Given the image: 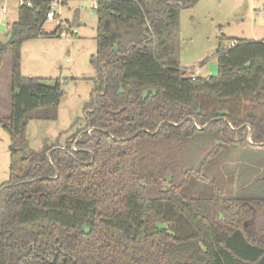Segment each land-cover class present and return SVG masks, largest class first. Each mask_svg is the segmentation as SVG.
<instances>
[{
    "label": "trees",
    "instance_id": "trees-1",
    "mask_svg": "<svg viewBox=\"0 0 264 264\" xmlns=\"http://www.w3.org/2000/svg\"><path fill=\"white\" fill-rule=\"evenodd\" d=\"M199 1L99 0L84 128L34 151L27 123L56 119L62 91L23 75L21 46L62 28L44 29L53 0L19 5L0 42V66L12 54L0 124L14 147L0 264H264V197L235 195L231 164L211 172L225 153L218 139L264 150V40L221 38L218 75L187 76L180 14Z\"/></svg>",
    "mask_w": 264,
    "mask_h": 264
},
{
    "label": "rangeland",
    "instance_id": "rangeland-1",
    "mask_svg": "<svg viewBox=\"0 0 264 264\" xmlns=\"http://www.w3.org/2000/svg\"><path fill=\"white\" fill-rule=\"evenodd\" d=\"M93 5V0H66L57 7L61 19L76 29L77 34L22 43L23 75L40 77L49 84L59 81L62 91L56 119L28 121V150H41L56 143L64 146L73 134L84 128V108L90 100L96 76L91 58L98 50V18ZM4 6L7 12L2 11ZM18 7V0H0V21H9L7 25L11 26L18 18ZM180 23L181 68L186 70L187 76H217L215 54L221 38L227 46L239 38L264 40V0H200L193 7L181 10ZM56 27L57 22L47 21L44 29L52 33ZM10 37L9 31L0 32V42H7ZM11 64L12 54L8 51L0 66V119L4 121L11 113ZM237 138L232 136L234 141ZM248 139L252 141L250 136ZM217 142L226 143L225 153L218 156L219 163L212 166L211 172H224V167L231 164V173L237 172L234 194L264 197V150L245 143L233 144L229 138ZM12 146L10 133L0 124V186L10 177ZM230 160H234L233 163ZM229 178H221L223 184Z\"/></svg>",
    "mask_w": 264,
    "mask_h": 264
},
{
    "label": "built area",
    "instance_id": "built-area-1",
    "mask_svg": "<svg viewBox=\"0 0 264 264\" xmlns=\"http://www.w3.org/2000/svg\"><path fill=\"white\" fill-rule=\"evenodd\" d=\"M19 5H30V0H18ZM66 0H53L52 2V8L51 10L47 13V21L50 22H57V26H61L62 32L61 36H69L72 34H77L78 31L76 29H72L69 24L64 23V21L61 19V12L60 10L57 9L61 4H63ZM99 0H93L94 3V8L97 7ZM3 11H6V8H3ZM234 45V42L232 43Z\"/></svg>",
    "mask_w": 264,
    "mask_h": 264
},
{
    "label": "crops",
    "instance_id": "crops-1",
    "mask_svg": "<svg viewBox=\"0 0 264 264\" xmlns=\"http://www.w3.org/2000/svg\"><path fill=\"white\" fill-rule=\"evenodd\" d=\"M3 8H5V6L3 7ZM3 8H2V11H3ZM3 12H7V9H6V11H3ZM17 21V20H16ZM9 21H0V24H4L5 26H6V30L5 31H9L10 32V28H11V26L8 24L7 25V23H8ZM15 22V21H14ZM0 32H4V31H0ZM11 33V32H10ZM1 41V40H0Z\"/></svg>",
    "mask_w": 264,
    "mask_h": 264
},
{
    "label": "water",
    "instance_id": "water-1",
    "mask_svg": "<svg viewBox=\"0 0 264 264\" xmlns=\"http://www.w3.org/2000/svg\"><path fill=\"white\" fill-rule=\"evenodd\" d=\"M5 30H6V26L4 24H0V31H5ZM25 147H26V145L24 144L22 146V149H24ZM13 149H14V147L12 146L11 150H13Z\"/></svg>",
    "mask_w": 264,
    "mask_h": 264
}]
</instances>
